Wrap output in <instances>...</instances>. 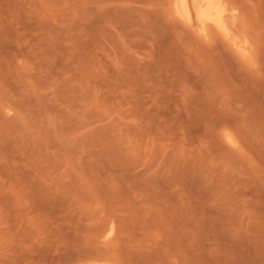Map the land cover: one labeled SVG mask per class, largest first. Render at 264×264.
I'll return each mask as SVG.
<instances>
[{
	"label": "rangeland",
	"instance_id": "obj_1",
	"mask_svg": "<svg viewBox=\"0 0 264 264\" xmlns=\"http://www.w3.org/2000/svg\"><path fill=\"white\" fill-rule=\"evenodd\" d=\"M171 1L0 0V264H264V0Z\"/></svg>",
	"mask_w": 264,
	"mask_h": 264
},
{
	"label": "bare ground",
	"instance_id": "obj_2",
	"mask_svg": "<svg viewBox=\"0 0 264 264\" xmlns=\"http://www.w3.org/2000/svg\"><path fill=\"white\" fill-rule=\"evenodd\" d=\"M236 2L235 0H173L172 4L174 16L184 25L193 28L198 35L204 38L215 34L224 46L227 45L240 59L251 63L255 46L253 38L255 37L251 33L253 32L250 29L252 26H249L243 18L245 14L242 17L243 14L241 15L240 11L242 8ZM246 9L242 11L245 13ZM228 139L233 140L231 136Z\"/></svg>",
	"mask_w": 264,
	"mask_h": 264
}]
</instances>
